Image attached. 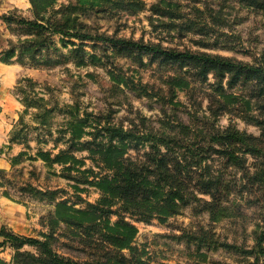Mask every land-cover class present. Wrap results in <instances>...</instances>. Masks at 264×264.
<instances>
[{"label":"rangeland","instance_id":"1","mask_svg":"<svg viewBox=\"0 0 264 264\" xmlns=\"http://www.w3.org/2000/svg\"><path fill=\"white\" fill-rule=\"evenodd\" d=\"M26 1L29 2L25 0V4ZM67 1L58 0L56 6ZM143 1V7L136 12L123 9L107 13L92 11L87 16V29L92 35H110L177 50L219 54L264 67L263 14L243 8L237 0H179L181 5L175 7L173 17H169L155 12L156 0ZM29 6L19 0H0V15L16 8L17 13L29 16ZM9 37L15 38V35L0 17V49ZM55 42L59 50L44 58L30 60L15 54L7 61L0 60L15 67L11 80L0 68V157L8 162L0 167L14 169L10 172L11 183L6 184L10 196L0 191V227L5 225L16 233L36 237L49 231V193L46 196L34 189L32 192L21 191V185L26 182L42 191H53L56 200L65 199L74 206L84 207L99 197L94 184L82 181V173L71 170L68 173L76 178L66 176L61 164L48 166L40 158H29L38 149L50 150L52 154L69 149L83 161L81 167L90 166L93 171L105 172L94 153V149L107 140L105 126L115 124L147 131L165 125L177 139L181 137L190 144L193 151L186 148L183 158L205 156L198 167L192 166V169L204 167L207 160L212 168L218 169L222 182L220 189L227 194L222 198L227 199L228 215L211 220L206 211L187 204L163 220L156 216L140 218L117 202L111 206L110 220L124 217L137 226L133 244L147 264L188 262L197 248L207 253L208 260L233 263L234 256L244 253L239 246L251 249L258 225L262 226L264 221V188L259 178L250 177L262 153L246 150L243 143L232 142L241 156L242 165L232 161L224 165L214 149L203 154L195 146L211 143L217 147L209 133L231 127L243 132L255 147H261L264 121L256 119L264 117V109L261 110L264 107L258 108L256 103L264 101V80L256 84L254 74H244L236 69L199 71V64L193 61L164 58L95 36L84 40L83 51L68 50L69 46H63L57 35ZM112 73L124 77L123 82H115ZM26 77L31 80H24ZM175 77L188 79V86L176 87L171 83ZM18 81L26 83L28 93L40 97L39 103L51 109L44 119L38 116L43 109L36 106L25 109L22 94L16 90ZM228 95L232 101L227 100L225 96ZM245 100H249V105ZM70 108L72 112L68 111ZM20 113L29 130L28 136L24 140L10 141V130L18 123ZM68 119H85L86 132L80 138L69 137ZM183 126L187 130H183ZM149 141L131 144L125 156L144 158ZM175 149V154L180 156L179 151L183 148L176 145ZM22 150L28 154L12 167L10 158ZM196 152L201 154L196 156ZM74 184L82 189L75 188ZM197 194L210 198L205 193ZM3 200L23 207L10 206ZM16 207L24 209V214L10 222L6 213L11 215ZM53 235L52 247L74 260L101 257L104 251L98 232L93 233L92 239L81 227L61 222ZM24 248L32 247L25 245ZM122 252L129 253L128 249H122ZM254 252L246 254L253 257ZM12 253L10 245L0 246V256L6 260L11 259ZM258 264H264L262 252Z\"/></svg>","mask_w":264,"mask_h":264},{"label":"trees","instance_id":"2","mask_svg":"<svg viewBox=\"0 0 264 264\" xmlns=\"http://www.w3.org/2000/svg\"><path fill=\"white\" fill-rule=\"evenodd\" d=\"M239 5L246 9H252L264 15V0H237ZM58 0H29V16L17 13V9H10L0 15L7 28L15 38L9 37L6 44L0 49V60L7 61L13 55L19 54L27 56L30 60L38 57L44 58L54 50H59L55 42V35L63 46H69L68 50H82L85 39L92 36L102 39H109L113 42L125 43L129 47L140 51L159 54L164 58H177L198 63L201 69L215 68L220 70L233 71L236 69L242 73H252L260 84L264 80V67L252 63L235 60L219 54H212L200 51L177 50L166 48L159 44L144 43L140 40L130 38L113 37L110 35H92L87 22V16L92 11H118L129 10L136 12L144 5L143 0H68L56 6ZM181 5L179 0H156L154 10L162 15L173 17L174 8ZM115 82H123L124 77L112 73ZM24 80H31L26 77ZM176 87H186L189 80L185 77H175L171 81ZM260 87L258 92L260 93ZM17 92L22 94L21 100L25 109L36 106L40 110L38 116L44 119L46 112L50 111L44 104L39 103L40 97H35L28 93L26 83L18 81ZM228 101H232L230 95L225 96ZM249 105V100H245ZM258 108L264 107L262 103H256ZM70 108L68 111H71ZM264 108L261 110L263 111ZM85 119H68V131L71 139L80 138L86 130L84 129ZM258 122L264 121L256 119ZM45 122V120L43 121ZM183 130L185 127L183 126ZM28 128L25 126L23 114L20 113L18 123L15 124L9 133V140H24L28 136ZM107 140L94 149L96 160L101 169L105 172L93 171L92 167H81L83 161L75 157L69 149H60L52 154L50 150L38 149L29 158H40L48 166L53 163L61 164L62 171L66 176L68 171L76 170L82 173L83 182L94 184L99 190V197L95 202L86 206H74L65 199H55L53 191H42L29 183L21 185V191L32 192L37 190L47 196L50 208L48 210L49 231L42 232L41 237L24 235L7 229L5 225L0 227V246L10 245L13 253L10 260L0 256V264H147L141 258V252L133 244L137 233V226L124 217L111 221V206L119 202L124 209L130 210L140 218L156 216L160 220L167 216L178 213L184 205L192 204L197 210L206 211L211 220L219 219L228 215L229 207L227 196L220 189L221 177L217 168H212V164L207 160L204 167L192 169L204 160L201 153H194L199 157L187 159L184 157V150L189 148L183 138L168 131L165 125L154 127V130L137 131L133 128H125L122 125L111 124L105 126ZM209 138L217 144L211 143L195 147L203 154L214 149L221 160L227 165L229 161L242 165L241 156L236 153L233 143L240 142L245 145L246 150L262 153V158L257 162L256 169L252 172L253 179H260L264 188V135L261 147H255L243 132L237 129L226 127L223 131L209 133ZM149 139V149L144 152V158L132 159L125 156L126 149L131 144L143 142ZM142 140V141H140ZM183 148L179 151L180 156L175 154V146ZM190 151H193L190 149ZM25 150L10 158L11 166L14 167L27 155ZM204 156V157H203ZM213 158V157H212ZM14 169L0 167V191L10 196V191L6 184L11 183L10 172ZM92 176L93 178H90ZM75 188L81 190L82 187L74 184ZM3 188V189H2ZM205 193L210 198H204L197 193ZM264 202V201H263ZM264 220V219H263ZM64 222L75 228L81 227L84 233L93 239L94 232H98V238L103 246L101 257L74 260L59 254L51 245V238L59 223ZM259 230L255 232V240L251 249H238L244 253L234 256L235 262L208 260V255L201 249H196L191 253L192 260L188 262H177L175 264H258L259 254L264 253V221L263 225H258ZM91 239V240H92ZM29 245L32 248H24ZM109 245V246H108ZM108 246V247H107ZM209 247V243L206 244ZM258 248V250H256ZM128 249V255L122 252ZM254 252L253 257L246 252Z\"/></svg>","mask_w":264,"mask_h":264},{"label":"crops","instance_id":"3","mask_svg":"<svg viewBox=\"0 0 264 264\" xmlns=\"http://www.w3.org/2000/svg\"><path fill=\"white\" fill-rule=\"evenodd\" d=\"M19 1H21V2H23L24 3V5H26L27 4V6H29V2H27L26 1V4H25V0H19ZM16 3H18V1H16ZM0 68L2 69V70H5L7 73H8V78H10V80L14 77V70H15V67H12V65H10V64H6V63H3V62H0ZM1 128V127H0ZM3 133V132H2ZM0 164L1 165H7L8 164V162L6 161V160H4L3 158H1L0 157ZM8 200V199H7ZM7 200H3V202L4 203H6V204H11L10 206H18V205H20L19 203H15V202H13V201H10V203H7L6 201ZM2 202V203H3ZM1 203V204H2ZM20 206H22V205H20ZM23 207V206H22ZM6 213V212H5ZM16 213H17V215H16ZM23 214H24V209L22 210V209H20L19 210V208L18 207H16L15 208V210H14V212L13 213H11V215H9L8 213H6V215H8L9 216V218H11L10 219V222L12 221V222H15V221H17V219L19 218V217H22L23 216ZM5 215V216H6Z\"/></svg>","mask_w":264,"mask_h":264}]
</instances>
